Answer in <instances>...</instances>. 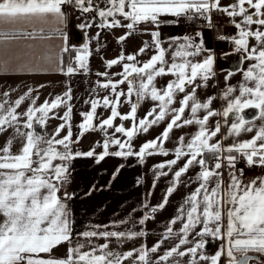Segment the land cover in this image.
Returning a JSON list of instances; mask_svg holds the SVG:
<instances>
[{
	"label": "snow or ice",
	"instance_id": "6c2138e0",
	"mask_svg": "<svg viewBox=\"0 0 264 264\" xmlns=\"http://www.w3.org/2000/svg\"><path fill=\"white\" fill-rule=\"evenodd\" d=\"M75 12L84 16L78 27L85 32L94 26L99 30L125 28L128 30L125 35L117 37L118 43L123 44L140 25H145L154 29L148 32L152 41H146L136 53L121 52L106 61V69L122 67L120 73L112 74L118 75L119 80L111 78L108 71L96 73L104 79L95 82L93 95L84 101L89 110L79 113L82 122L76 139L72 131L74 106L70 86L40 105H37L39 96H33L36 91L33 88L14 100L13 90L0 94V135L9 130L12 133L6 146L0 149V215L4 217L0 222V264H124L125 261L221 264L222 256L227 258L226 264H250L252 260L264 264L261 260L264 256V175L246 181L244 168L237 167L243 160L249 168H264V0H232L227 5L222 0H0V44L57 38L62 42V53H77L66 70L60 59V70L67 75L78 71L87 73L91 43L100 40V31L88 37L82 47L70 48L68 17ZM213 12L225 14L237 30L230 37L218 38L230 41L233 52L241 53L244 61L251 62L247 69L230 70L225 76L228 81L239 71L243 80L238 86L227 85L219 97L224 102L221 109L213 107L216 96L201 100L197 95V90L207 87L216 75L215 54L204 47L203 34L173 38L174 49H166L159 31L162 25L178 24L181 17L192 20L202 16L211 28ZM253 40L255 43L251 44ZM151 47L156 49V54L147 61H139L138 56ZM168 51H172L170 64ZM202 53L208 55L199 61L192 59ZM29 56L24 53L18 57L21 68L42 67L53 61L51 55L40 57L39 61L25 59ZM163 76L174 79L158 86L157 80ZM121 85H127V91ZM98 90H105L107 94L101 96ZM146 100L153 102L152 107L138 117V109ZM25 101H29V106L18 111ZM125 103L130 106L128 112L120 110ZM60 108L65 109L62 116L56 111ZM98 109L108 110V117L99 115ZM246 109H255L257 114L249 118ZM217 117L222 121L215 119L210 123ZM54 118L62 121L54 133L49 136L37 131V126L45 128L48 120ZM257 119L261 121L259 125ZM126 121H131V127L125 126ZM162 123L165 126L158 136L145 141L138 151L133 148L132 141L137 136ZM192 125L197 130L191 136L181 135L173 148L166 147L174 130ZM65 130L66 134L61 136ZM95 131L104 134L102 144L96 142L86 152L74 150L73 145L86 133ZM245 133L253 135L250 139H239ZM229 138L233 142L225 144ZM17 139L22 146L13 153V141ZM96 147L102 151L97 153ZM113 147L117 150L110 151ZM155 155L173 158L154 166L152 187L170 173L173 178L159 204L150 208L148 203L143 204L149 210L139 219L141 226L155 219V214L166 207L190 169H199L190 178L196 187L185 198L178 214L170 219L161 239L150 248L142 245L126 252L114 251L110 247L113 240H132L146 236L147 232L110 230L108 225H97L80 233L86 243L77 242L68 249L66 257L51 256L58 246L72 244L74 239L67 201L75 193H62L70 182L73 160L88 157L100 163L108 156L125 159L135 156L143 164L147 157ZM123 167L117 168L113 179ZM94 190L95 186L87 194ZM126 223V220L113 222L111 228ZM101 227L105 230H99ZM94 239H102L104 243L93 244ZM170 239L175 240L172 246L153 260L152 254ZM217 239L225 243L214 255L208 256L204 251L206 245ZM86 247L89 250L84 251ZM42 254L49 255L45 258ZM184 257H188L187 261L180 259Z\"/></svg>",
	"mask_w": 264,
	"mask_h": 264
},
{
	"label": "crops",
	"instance_id": "0c3cea01",
	"mask_svg": "<svg viewBox=\"0 0 264 264\" xmlns=\"http://www.w3.org/2000/svg\"><path fill=\"white\" fill-rule=\"evenodd\" d=\"M165 19L172 20L173 17H165ZM229 19V18H228ZM126 23V21H122ZM77 24L76 19L73 18V13L68 17V44L71 47L83 46L87 42L88 37L94 36L97 31H100V40H93L91 43L92 55L88 58L89 71L87 73L78 71L75 74L67 75L65 72L60 70V59L63 60V67H66L76 56L75 51H69L66 53L61 52V40L53 38L51 40H40V39H24L10 41L5 44H0V94L6 91V80L8 79H30V78H57L60 81L66 83L67 88L70 86L73 95V114H72V131L73 139L77 138L79 132L78 125L82 122V117L79 115L80 112L88 111L89 106L84 103L86 99L93 95V89L97 80H103L104 77H98L96 73L108 71L111 78L119 80L118 75H112L120 73L122 67L120 65L113 66L111 69H106V61L114 59L123 52L125 55L133 54L147 41L151 43L152 37L148 34L151 29L150 26L140 25L139 30L133 32L132 35L124 41L123 44L118 43L117 37L125 35V28L116 29H103L99 30L95 26L87 32L81 30ZM147 28V31L145 30ZM31 30V29H29ZM161 32V39L164 42L163 46L166 49H174V45L171 43L173 38L183 37L188 35L183 32L177 24H166L162 25L159 29ZM237 32L233 25L229 22L228 26L219 27L214 30L206 29L202 32L205 48H213L214 54H226L233 52V45L229 42L228 44L224 40L219 39V36H232ZM99 47V51L96 48ZM28 53L29 57L25 59L35 58V61H39L40 57L45 55H51L53 61L51 63L43 64L42 67H30L23 69L20 67L21 61L18 59L22 54ZM156 54V49L151 47L148 51L141 56H138V60L143 62L150 59L152 55ZM241 56L242 54L239 53ZM208 53H202L200 56L195 57V61L202 60ZM231 55V54H230ZM227 56V55H226ZM167 60L169 64L172 62V51H168ZM245 61L243 60V66ZM242 66V68H243ZM229 71L223 70L216 72L213 79L208 81V86L197 90V95L201 100L209 96H216L217 99L214 101L213 107L216 109L222 108V100L219 98L222 94L221 82L227 83L225 76ZM239 72V71H238ZM236 75V74H235ZM234 77V75L232 76ZM174 79L172 76H163L158 78L157 85L163 86L170 80ZM231 80V79H230ZM229 81V80H228ZM199 82V81H198ZM125 91H127V85H121ZM66 88V90H67ZM100 95H106L105 90H98ZM153 102L150 100L143 101L138 109V117H142L151 107ZM130 106L125 103L120 109L122 112H128ZM65 110V109H64ZM245 113L249 118L254 117L257 114L255 109H246ZM98 114L104 118H107L109 111L106 109H98ZM187 115V113H186ZM215 119H221L220 117L213 118L210 123H214ZM120 123L119 120L116 121ZM126 127H131V121L125 122ZM164 124L154 126L146 134L137 136L133 141V148L138 151L139 147L147 140L154 139L158 136L164 128ZM41 129V128H40ZM197 130V126L192 125L182 129L174 130L172 138L166 144V147L171 149L175 146L176 139L185 135L186 138L191 136ZM111 132V130H108ZM223 132V129H222ZM119 137L120 134H116ZM105 139L104 134L101 131L88 132L82 139L79 140L78 144H74V150L86 152L92 148L96 142L103 143ZM232 140L225 141V144L232 143ZM96 152L102 151L101 147H96ZM117 150L115 147L110 148V151ZM173 158L172 156L164 157L155 155L147 157L145 162L141 164L138 159L133 157L120 158L114 156H108L104 161L100 163L95 162V158L80 157L72 161L70 168L71 179L67 184V192L75 193L73 199L68 200V209L71 213L73 221V236L74 240L72 244L64 243L54 249L51 256L54 258L66 257L68 249L74 246L77 242L86 243L80 233L84 231L93 230L95 226L108 225L110 230L119 231H139L144 230L147 235L144 237H137L132 240H123L117 242L112 241L110 247L114 251L126 252L132 249H139L142 245H147L149 248L152 247L159 239L162 238L166 226L170 219L174 218L178 214V209L184 204L185 198L194 190L196 185L191 183L190 178H194L196 173L199 171L198 168H192L182 177V183L178 186L177 190L169 197V203L166 207L158 211L155 214V219H150L144 226L139 225V219L149 209L143 208L144 203L151 206L159 204L163 196L165 195L166 189L170 186L172 180L171 173L167 177H161L159 181L155 182V188L152 187L155 179V173L153 168L156 164H159L167 159ZM120 165H124L120 168L119 174L113 179V175ZM238 168H244L245 180L255 178L257 176L264 175V168L262 167H247L240 166ZM138 179L142 180V183H138ZM227 180V177L225 178ZM95 186L94 191L91 194L87 193ZM151 193V195H148ZM4 220V217H0V222ZM126 220V224H120L118 228H111L113 222H119ZM226 223V218H225ZM179 224L175 227L178 229ZM99 230H105L101 227ZM191 238V237H190ZM175 242L174 239L165 241L161 249L152 254L151 258L154 260L159 255H162L172 244ZM104 240L94 239L93 244H103ZM221 240H211L206 245L205 254L208 256L214 255L224 244ZM89 250L88 247L84 251ZM255 254V253H254ZM45 258L49 254H42ZM259 255V254H258ZM187 261L188 257L180 258ZM226 257H221V264H226ZM264 260V256L261 257ZM124 264H131L130 261H125Z\"/></svg>",
	"mask_w": 264,
	"mask_h": 264
},
{
	"label": "rangeland",
	"instance_id": "374dc122",
	"mask_svg": "<svg viewBox=\"0 0 264 264\" xmlns=\"http://www.w3.org/2000/svg\"><path fill=\"white\" fill-rule=\"evenodd\" d=\"M231 2H232V0H222L223 5H227ZM101 6L103 7V4H101ZM85 15H90V14H85ZM76 17H78L77 18V24H80L82 22L84 16L78 12H75V13H73V18L76 19ZM250 43L254 44L255 41L253 40ZM78 47H81V46H78ZM204 47H205V44H204ZM211 49L213 50L212 47H211ZM202 58H204V57H202ZM192 59H195V57ZM250 63L251 62H249V61H245L243 69H247V67L249 66ZM226 74H228V73H226ZM242 80H243L242 74L240 72H237L236 75H234V77L231 78V80L227 81V83L221 82L222 92L225 90L227 85L230 84L232 86H238L239 83L242 82ZM41 85H43V87H40ZM5 87H6L5 88L6 91L13 90L12 91V97H11L13 100L18 98L19 95L24 94V92H26L29 88L36 89V91L33 92V96H36V95L39 96V99L37 101V105L43 104V102L46 99H50V98L54 97L55 95L62 94L63 92L66 91V88H67L66 83L64 81H60V79H57V78H55V79L54 78H30V79L27 78V79H23V80L8 79V80H6ZM223 104H224V102L222 101V105ZM28 106H29V101H25V103L21 106V108L18 111H24V110H26V108ZM56 111H57L59 116H62L63 112H64V108H60ZM61 123H62V121L59 118L49 119L47 122V126L45 128L37 129V131H41L45 135L50 136L52 133L55 132V130L57 129V127ZM260 123H261V121L257 119L256 124L259 125ZM65 134H66V130L64 132H61L60 135L63 136ZM252 135H253V133H245V134H242L239 139H241V140L250 139L252 137ZM11 136H12L11 130H9V132H7V133L0 135V149H2L4 146H6V141L9 138H11ZM229 140H232V139L229 138ZM21 146L22 145H21L20 140H18V139L14 140L13 145H12V152L17 153L20 150ZM64 191H67V185L62 189V193ZM0 217H3V216L0 215ZM250 264H256V261L252 260V261H250Z\"/></svg>",
	"mask_w": 264,
	"mask_h": 264
},
{
	"label": "built area",
	"instance_id": "2783aa9c",
	"mask_svg": "<svg viewBox=\"0 0 264 264\" xmlns=\"http://www.w3.org/2000/svg\"><path fill=\"white\" fill-rule=\"evenodd\" d=\"M177 25L186 34H190L194 31H198L199 33H202L206 29L214 30L219 27L228 26L229 19L225 14L221 12H213L212 13V25L213 26L211 28L206 26V21L202 16L192 19V20H188L185 17H181ZM224 42L228 44L230 41L224 40ZM239 164L240 166L245 165L243 160H241Z\"/></svg>",
	"mask_w": 264,
	"mask_h": 264
},
{
	"label": "water",
	"instance_id": "95a60500",
	"mask_svg": "<svg viewBox=\"0 0 264 264\" xmlns=\"http://www.w3.org/2000/svg\"><path fill=\"white\" fill-rule=\"evenodd\" d=\"M195 33H199L198 31H194L188 35H194ZM204 41V39H203ZM237 57L236 59L234 60H231V61H228V62H225L223 64H220L219 61H218V58L220 57H225L224 54H215V64H214V70H215V73L216 72H221L223 70H227V71H234L238 68H242L243 66V59H242V56L239 54V53H236ZM238 71H236L237 73ZM37 129H40L39 126H37ZM250 255H258V254H254V253H250Z\"/></svg>",
	"mask_w": 264,
	"mask_h": 264
},
{
	"label": "flooded vegetation",
	"instance_id": "af4514ba",
	"mask_svg": "<svg viewBox=\"0 0 264 264\" xmlns=\"http://www.w3.org/2000/svg\"><path fill=\"white\" fill-rule=\"evenodd\" d=\"M236 57H237L236 54H231V55H227L225 57L218 58V61H219L220 64H223L225 62H228V61L236 59Z\"/></svg>",
	"mask_w": 264,
	"mask_h": 264
}]
</instances>
